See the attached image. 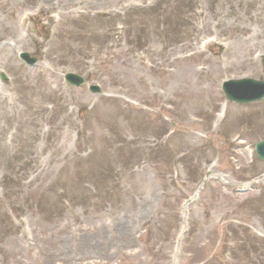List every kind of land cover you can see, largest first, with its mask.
<instances>
[{"label": "rangeland", "instance_id": "1", "mask_svg": "<svg viewBox=\"0 0 264 264\" xmlns=\"http://www.w3.org/2000/svg\"><path fill=\"white\" fill-rule=\"evenodd\" d=\"M263 54L264 0H0V264H264Z\"/></svg>", "mask_w": 264, "mask_h": 264}, {"label": "water", "instance_id": "2", "mask_svg": "<svg viewBox=\"0 0 264 264\" xmlns=\"http://www.w3.org/2000/svg\"><path fill=\"white\" fill-rule=\"evenodd\" d=\"M20 57L29 64H33L37 60L34 57H30L28 53H21ZM262 64H264V57ZM0 77L5 79L3 73H0ZM64 79L74 86H80L85 83L84 78L75 73L65 74ZM222 90L228 101L249 103L264 97V81L253 78L229 79L222 83ZM89 91L98 93L100 92V87L98 85H89ZM254 151L259 159L264 160V139L255 144Z\"/></svg>", "mask_w": 264, "mask_h": 264}, {"label": "bare ground", "instance_id": "3", "mask_svg": "<svg viewBox=\"0 0 264 264\" xmlns=\"http://www.w3.org/2000/svg\"><path fill=\"white\" fill-rule=\"evenodd\" d=\"M220 114V113H219ZM221 115V114H220Z\"/></svg>", "mask_w": 264, "mask_h": 264}]
</instances>
